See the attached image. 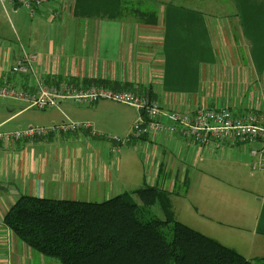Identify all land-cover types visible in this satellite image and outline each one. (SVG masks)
Listing matches in <instances>:
<instances>
[{"label":"crops","instance_id":"1","mask_svg":"<svg viewBox=\"0 0 264 264\" xmlns=\"http://www.w3.org/2000/svg\"><path fill=\"white\" fill-rule=\"evenodd\" d=\"M77 1L48 0L30 22L25 7L26 13L8 2L11 25L0 3V85L26 88L27 79L9 73L24 51L37 56L38 76L51 86L103 81L115 90L150 92L167 128L179 126L167 117L174 111L228 109L235 117L264 111V0H127L149 14L141 21L81 17ZM10 100L18 104L2 111V130L88 123L97 136L77 130L0 143V264H58L11 233L8 211L21 196L99 203L150 187L170 194L175 218L177 208L189 211L187 204L206 224L203 235L247 259L264 257V196L252 204L240 196L244 185L218 176L216 151L233 145L203 147L170 131L131 139L113 153V143L99 136L129 138L139 117L132 107L64 99L37 112Z\"/></svg>","mask_w":264,"mask_h":264},{"label":"trees","instance_id":"2","mask_svg":"<svg viewBox=\"0 0 264 264\" xmlns=\"http://www.w3.org/2000/svg\"><path fill=\"white\" fill-rule=\"evenodd\" d=\"M105 9H114L115 16ZM77 10L81 17L111 20L141 21L149 15L127 0H78ZM135 194L140 204L127 194L99 203L21 196L9 209L7 224L26 247L58 264H264V257L247 259L177 221L169 193L150 187ZM154 205L162 216L144 219Z\"/></svg>","mask_w":264,"mask_h":264},{"label":"built area","instance_id":"3","mask_svg":"<svg viewBox=\"0 0 264 264\" xmlns=\"http://www.w3.org/2000/svg\"><path fill=\"white\" fill-rule=\"evenodd\" d=\"M5 2L25 7L31 18L37 15L48 0H0L4 7ZM37 56L22 52L15 64L11 66V75L27 79L26 88L17 86L0 85V97L23 100L28 108L43 109L53 107L57 100H68L76 104L96 103L106 100L123 104L136 109L139 117L132 127V135L129 138L107 136L106 139L113 142L111 152L117 153L125 142L131 139L142 138L151 133H168L177 131L183 137H189L197 145L228 143L234 147L250 146L256 142L262 143L258 149H250L252 167L264 171V111L247 113L242 117H235L228 109H210L202 107L192 114H181L176 111L169 112L167 117L178 124V128L164 127L160 123L165 114L158 102L147 95H140L127 90H115L107 86L89 85L75 86L71 82H65L58 86H47L38 76L36 70ZM31 88L33 91H25ZM77 130H90L93 127L88 123L62 122L59 125L52 124L49 127L31 126L17 129L11 132L0 131V143L13 145L19 141L42 139L49 135L70 133Z\"/></svg>","mask_w":264,"mask_h":264},{"label":"rangeland","instance_id":"4","mask_svg":"<svg viewBox=\"0 0 264 264\" xmlns=\"http://www.w3.org/2000/svg\"><path fill=\"white\" fill-rule=\"evenodd\" d=\"M178 1V0H177ZM179 2H182L181 0ZM5 8L6 12L2 10L3 17L5 20L11 25L12 22H14V19L12 15L10 14V10L8 8V2H5ZM19 10L23 11L27 14L25 18L27 19L26 21H29L31 19L28 10L26 11L23 9L22 6H19ZM106 15L108 16H115V10L114 9H105L103 11ZM14 24V23H13ZM45 85L49 86V83L46 82V80L43 82ZM75 86H78L77 83L74 84ZM25 91H33L31 88L25 89ZM17 100V99H14ZM23 101V100H21ZM59 101L62 100H57L56 104L53 106L54 108L57 107V104ZM25 102V101H24ZM18 103L16 101L10 100V99H4L0 98V116L3 113L2 111L6 109V107H10L12 105H17ZM7 105V106H6ZM10 105V106H8ZM72 105V104H70ZM53 107H46L43 109H36L33 108L32 110L34 111H47L50 110ZM134 109V108H133ZM136 110V109H135ZM137 111V110H136ZM0 128L1 132H7L5 130H2ZM93 136H97L96 133L94 132ZM101 138L106 139L107 135L104 136H99ZM94 142H99L98 139L92 138ZM110 141V140H109ZM112 142V141H111ZM113 143V142H112ZM262 144V143H261ZM114 145V144H112ZM112 148V147H111ZM249 147L245 146L240 148H231V147H225V149H220L217 150L216 153L218 154V170L220 171L218 173L219 178L225 183H232V182H239L240 184L244 185V193H241L240 196L243 197L246 201L255 204L254 201H256L258 198H261L264 196V173L259 172V171H254L252 170L250 163H251V158L249 155ZM129 200L135 202L136 204H140V201L137 196H131L128 198ZM183 201V200H180ZM186 207L188 208L189 211H184L183 213H179V208L178 214L179 217L176 218L177 221L183 223L184 225L202 233L203 228L206 226L204 222H200L196 217V214H194V210L189 208V206ZM192 213V214H191ZM194 215V216H193ZM161 211L157 205L152 206L149 211L147 210L146 215L144 216V219H149L150 217H161ZM169 229L165 228L164 233H168ZM203 234V233H202ZM243 256V255H242ZM253 261H258L261 259V257H252ZM258 263V262H257Z\"/></svg>","mask_w":264,"mask_h":264}]
</instances>
